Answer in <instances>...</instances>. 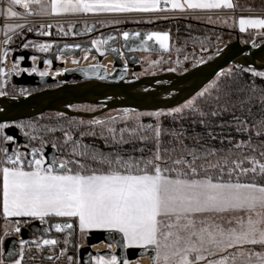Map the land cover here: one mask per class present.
<instances>
[{"label":"snow or ice","instance_id":"6c2138e0","mask_svg":"<svg viewBox=\"0 0 264 264\" xmlns=\"http://www.w3.org/2000/svg\"><path fill=\"white\" fill-rule=\"evenodd\" d=\"M166 2H170L174 9L185 6L190 9L233 7L231 0ZM159 3L160 0H51L50 7L54 13L148 12L158 10ZM9 4L27 10L33 4L43 6V0H9ZM7 13L12 17L20 15L11 6ZM246 25L264 27V19H241L242 30ZM128 36L124 33L125 39ZM153 37L162 48L167 47V33H152L148 39ZM47 47L41 45V50H47ZM185 107H192V102ZM94 123L104 122L97 120ZM261 124L264 125V121ZM155 132L157 137L161 135L159 127ZM92 159L107 165L109 171L84 175L67 170L61 174L54 171L52 164L43 166L44 162L40 159L34 160L32 170H25L19 156L15 159L8 157L12 166L0 169L3 215L39 218L41 221L49 215L78 217L82 230L114 229L123 233L130 244L155 245L157 257L162 258L163 264H199L206 259L205 252L214 256L246 244L264 246V184L222 182L209 176L197 178L198 170L192 166L199 159L195 155L191 160L181 157L170 161L174 166H186L172 168L161 166L169 162L163 161L159 153L154 160L145 162L143 169L138 163L132 164L121 158L112 160L93 154ZM233 163L235 168H239L243 161ZM256 163L253 159V164ZM208 166L217 168L219 165L209 163ZM60 167L66 168V165ZM133 168L139 174H133ZM257 170L256 167L241 169L244 173H255ZM259 172L264 174V164H259ZM238 211L246 213L247 218H237L236 226L227 229L198 219L200 214ZM71 227V224L55 225L58 232ZM16 231H20L19 227ZM43 244L55 245L57 241L45 239ZM255 255L257 264H264V255ZM250 257L251 254L241 251L221 256L219 260H208L207 264H229V261L237 264L238 260L239 264H251ZM15 264H21V261L17 260ZM97 264H118V261L116 256H112L110 260L100 258Z\"/></svg>","mask_w":264,"mask_h":264},{"label":"rangeland","instance_id":"374dc122","mask_svg":"<svg viewBox=\"0 0 264 264\" xmlns=\"http://www.w3.org/2000/svg\"><path fill=\"white\" fill-rule=\"evenodd\" d=\"M32 7L38 13H50L48 7L41 5H33ZM260 8L264 9V6L260 5ZM7 17L15 18L10 15H7ZM187 18L201 21L200 23L202 24L227 28L234 33L225 35L221 33V30L218 33H214L213 30L204 29L203 27L197 28L192 24L190 25ZM171 19L173 18H160L154 22H164L165 26L170 27L177 26L175 30H171L172 28L168 29L174 35L172 51L169 54L141 53L138 63L130 69L129 79L166 71L180 72L188 70L212 58L227 43L235 40L236 30H238L243 43H260L264 41V27L246 25L242 30L240 26L241 19H264V15L243 14L236 17L225 13H217L214 16L200 17L199 19L183 17L184 20L182 22L177 21V19ZM180 22L185 25L181 26ZM131 23H134V21H131ZM128 26H137L140 29L148 26V24H130ZM100 36L98 35L96 39H100ZM218 36H221L220 40H218ZM37 66H39V61ZM11 68L7 69L8 73L0 72L3 73L4 78V82L0 84V93H3V96L23 95L37 88V86L18 85L14 82L13 73L16 72L17 68H24L22 61L19 62V65ZM64 72L55 75L64 76ZM240 72L244 73L250 84H254L252 79H256L257 82L261 80V84L264 85V75H258V73H264V69L241 63H232L220 71L199 93L172 108L159 110L113 108L94 117H69V115L60 111H47L41 115L19 120L15 123H3L0 125V165H11L5 157L8 152V137H11L5 133V127L15 124L20 126L21 131L30 137V145L36 146L37 150L40 151L41 155L38 159L44 162L43 166L45 167L47 166L44 157L46 145H52L58 150V160L66 163L67 170L74 169L82 173L109 171L107 165L100 164L92 159L93 154L102 155L112 160L121 158L132 164L138 163L140 169L144 168L145 162L154 160L157 153L161 155L163 161L169 162L161 165L166 168L186 167L174 166L170 161L181 157L191 160L192 155H195L199 159L192 166L198 170L197 178L209 176L222 182L264 184V174L259 172V164H264V155H262L264 154V125L261 124L264 118L260 120L253 119L249 123L244 119L239 122L221 121L223 117L229 114L226 110L235 106L232 103L234 100L227 99V97L232 93H237L231 92L230 88H232L233 78ZM240 82L242 81L237 79V84L242 85V88H244L246 83ZM56 83L58 81L53 84ZM257 89H259L257 85H250L248 94H253ZM260 92H263L261 100H264V88H260ZM201 93L204 94L200 95ZM247 98V96L245 98L241 97V100L245 101ZM190 101L192 102V107H185ZM102 107L93 103H82L73 105L72 109L93 113L102 109ZM177 108L182 109V111L175 112L174 110ZM97 120L104 123H94ZM228 124L238 127V131L234 127L233 131H231L232 133L229 132L232 137L223 136L222 142L215 141L216 132L212 128H218L219 126L230 127ZM32 126H35V130ZM157 127L161 129L159 137L156 136L155 132ZM109 129L113 131L110 132ZM238 132L242 135L239 136ZM12 139L14 138L12 137ZM233 140L236 141L234 142ZM26 155L27 152L24 149H18L17 156L20 157L23 166L27 165ZM253 159L257 162L255 165L253 164ZM241 161H243L241 166L235 168L233 162L239 163ZM209 163L218 164L219 166L212 168L208 166ZM252 167H256L258 169L257 172L248 171L244 173L241 171L242 168L251 169ZM234 168L235 170L232 171ZM131 171L132 173H138L136 168ZM230 172L231 174H229ZM239 217L246 219L247 214L239 211L212 212L200 214L198 219H204L208 224L222 225L227 229L235 227V221ZM229 221L232 223H229ZM16 228L17 226L10 231L9 236L17 234ZM21 247V253H23L25 248ZM260 248H262L260 245L246 244L232 248L230 251L227 250L226 253H239L242 251L246 255L251 254V257H254L259 252L250 250ZM205 254L206 257L208 253L205 252ZM109 256L111 255H100L94 261L96 262L100 258H109ZM23 257L24 255H21L20 258L22 259ZM127 261L129 263V260ZM15 262H12V264H15ZM137 264L142 263L138 262ZM156 264H161V258L157 257Z\"/></svg>","mask_w":264,"mask_h":264},{"label":"water","instance_id":"95a60500","mask_svg":"<svg viewBox=\"0 0 264 264\" xmlns=\"http://www.w3.org/2000/svg\"><path fill=\"white\" fill-rule=\"evenodd\" d=\"M30 13L34 9L29 10ZM97 23L90 22L86 27L81 23L76 25L78 35L92 34L97 28ZM124 33H128L127 39ZM137 33L139 35H137ZM152 33H167V47L162 48L155 37L148 39ZM235 40L227 43L215 56L197 64L185 72L166 71L157 74L144 75L136 79H129L130 69L134 67L140 54L144 52L169 54L172 51L173 36L168 30L152 29H125L119 31L116 28L106 29L100 36L101 45L105 50L100 54L92 40L84 42H73L59 44L53 53L40 55V67L44 66L45 60L50 59L57 65L58 54L67 56L82 54L83 49H88L101 60L105 56L113 59L114 70L109 72L102 64H89L68 68L64 72L65 83L53 88H46L36 93L25 96L6 97L0 95V125L3 123L16 122L26 118H32L43 114L46 111H60L70 116L94 117L104 111L113 108H133L138 110H159L175 107L199 93L206 87L220 71L232 63H241L256 68L264 69V41L243 43L238 30L235 31ZM17 55V54H16ZM24 65H31V51L23 53ZM64 65L63 63H61ZM78 72V73H77ZM85 80L71 82L73 75ZM19 85L41 86L56 81L51 75H38L36 73H23L15 77ZM93 103L102 105V109L93 113L82 112L72 109L75 104ZM5 133L13 137L17 144L28 143L29 137L20 132L17 125L11 124L5 127ZM13 142L10 146H13ZM26 152L27 167L34 166V160L40 158L37 149L23 148ZM17 156L16 150L9 149L5 157ZM46 165L52 164L56 172L67 171L65 162L58 160L57 149L53 146L46 148L44 152ZM33 162V163H30ZM62 164L66 168H61ZM71 224V228H64L62 232L56 231L55 225ZM78 226L73 219H49L42 223L40 220L30 222L20 231V237L9 236L4 243V264H12L21 255L19 246H26L28 243L39 245L43 248L55 247L45 245V239L56 240V235L70 234L72 236V248L75 249V238ZM85 246L77 251V256L82 264H92L97 256L115 255L118 264H124L126 260H135L147 256L150 264H156V249L148 247H126L121 232L116 230H92L85 237ZM21 241H24L22 244ZM115 245V249L104 248L94 249L93 245L99 243ZM46 259H55L57 254L44 253Z\"/></svg>","mask_w":264,"mask_h":264},{"label":"crops","instance_id":"0c3cea01","mask_svg":"<svg viewBox=\"0 0 264 264\" xmlns=\"http://www.w3.org/2000/svg\"><path fill=\"white\" fill-rule=\"evenodd\" d=\"M181 3L184 2V0H180ZM168 3L169 8L166 10H161L160 5ZM231 3L233 4L232 8L227 7H221V8H212V9H190L187 8V6L183 8H172L170 2H166V0H160L159 8L156 11H148V12H141V11H132V12H59L54 13L51 11V0H43V7H48L49 14L41 13L43 15H63L68 17H77L80 19L78 23H81L83 27L87 26L90 22H95L99 27H110V26H117L122 24H153L156 19H164V18H183V17H193V18H200V17H206V16H214L217 13H225L226 15H233V16H240V15H264V9H261L259 7H250L247 5L246 0H231ZM36 10V9H35ZM237 10V13L235 11ZM37 11V10H36ZM131 21H134V23H131ZM137 22V23H136ZM77 23V24H78ZM9 166H1L0 169L3 167H10ZM35 166V165H34ZM33 166V167H34ZM25 170H32V168L27 167V165L23 166ZM72 173H76L77 171H71ZM84 175H89L92 173H82ZM96 174H100L101 172H95ZM63 174V173H61ZM2 185H3V178L2 175H0V264H4V243L7 236H9L10 231L13 230L15 226H19L20 224H23L28 221H34V220H40L39 218H32V217H5L2 213ZM50 218H57V219H73L76 221L79 233L81 235V241L84 243L85 241L83 237L86 236V234L89 231L92 230H114V229H84L82 230L79 226V219L78 217H58L55 215H49L44 218L43 221L50 219ZM41 221V220H40ZM117 231V230H116ZM123 235V233H121ZM124 237V235H123ZM126 247H150L155 248V245H143V244H130L127 239H125ZM161 241L163 242V238L161 237ZM85 244V243H84ZM261 246V245H260ZM236 248V247H234ZM232 248L228 249L230 251ZM215 251V250H213ZM250 251H258L259 254L264 255V246L260 249H254ZM238 253V252H235ZM230 253L222 252L217 253L214 256L207 255L205 260L200 261L199 264H207L208 260H219L221 256L229 255ZM204 255H206L204 253ZM240 260L244 259V257H239ZM156 260H157V249H156ZM161 264L162 258H161ZM229 264H231V261H229ZM239 264V260L237 262ZM251 264H257V256L251 257Z\"/></svg>","mask_w":264,"mask_h":264},{"label":"built area","instance_id":"2783aa9c","mask_svg":"<svg viewBox=\"0 0 264 264\" xmlns=\"http://www.w3.org/2000/svg\"><path fill=\"white\" fill-rule=\"evenodd\" d=\"M33 5L26 10L19 5H10L9 0H0V72L8 73L7 69H10L11 64L17 66L20 61L23 62L25 51L32 52L30 59L32 56L40 59L41 54L53 53L59 43L58 35L67 33L77 35L75 30L79 18L43 15L38 13ZM10 6L20 15L8 18L7 9ZM167 8H169L168 3L160 5L161 10ZM30 9H34V12L30 13ZM41 45L48 46L47 50H41ZM1 82H4L3 73H0V84Z\"/></svg>","mask_w":264,"mask_h":264},{"label":"flooded vegetation","instance_id":"af4514ba","mask_svg":"<svg viewBox=\"0 0 264 264\" xmlns=\"http://www.w3.org/2000/svg\"><path fill=\"white\" fill-rule=\"evenodd\" d=\"M128 25L129 24H122V25L110 26V27H99V26H97L96 30L92 34H84V35H78L77 34V35H73V33H71V34L67 33L65 35H58L57 36V39L59 41L58 45L59 44H63V43L84 42V41H87V40H92L94 42V39H96L98 37V35H102L103 32L106 29H109V28H116L119 31H123L125 29H138L139 28L137 26H128ZM140 29H149V28H140ZM152 30H156V29H152ZM48 54H50V53H48ZM30 61H31V59H30ZM23 62H22V65H23V67H26V68H30L32 66V64H33L32 61H31V65L30 66L29 65H24ZM21 69H22V71H20ZM23 73L33 74L34 72L28 73L27 71H24L23 68H17L16 72H14V74H13L14 82H16L15 77H20V76L23 75ZM36 74H38V73H36ZM38 75H40V74H38ZM53 77L56 79V81H58V83L53 84V83L56 82V81H54V82H51V83L46 84V85L37 86V88L35 90L29 91V92H27V93H25L23 95H14V96L29 95V94L36 93V92L41 91V90L46 89V88H53V87L60 86V85H62L63 83L66 82L65 79L63 78V76H53ZM81 80H85V79L84 78H80L79 76H76L74 74L70 81L71 82H76V81H81ZM16 84H17V82H16ZM14 96H12V97H14ZM18 128L20 129V132L22 134H24V132L21 131L22 130L21 127L18 126ZM12 142L14 144L11 147L10 143H12ZM30 143H31L30 142V137H29L28 143H22V144H17L16 140L12 139V140H8L7 141V146H8V150L9 149H14V150H16V153H18V149H22L23 150V148H26V147H28L30 149H33V148L37 149L36 146H31ZM49 146H52V145H46L45 148H47ZM57 152H58V150H57ZM50 219H52V218H50ZM48 220L49 219H47L45 221H41V222L42 223H46V222H48ZM29 223H30V221L25 222L23 224H20L17 227H19V229L21 231V229L26 227ZM20 231L19 232L16 231L17 232L16 236L20 237ZM56 241H57L58 245L55 246V247H50V248H43V247H41L39 245H34V244H31V243H28L26 246H22V247L25 248L24 252L21 253V255H24V257L21 259L20 258L21 255H20V257L17 260L21 259L20 260L21 264H82L80 259L77 256V251H78L79 248L85 246L86 242H84L85 243L84 244L81 241V235L79 233V230L77 231V235H76V238L74 240L75 245H76L75 249L72 248L73 240H72V236L70 234L66 233V234L56 235ZM83 241H85V239ZM45 252H48L49 254H57V257L55 259H52V260L46 259L44 257V253ZM112 256H114V255L109 256V258L105 257L104 260H110V258ZM92 264H97V261L95 262L93 260ZM124 264H129V263L126 260V261H124Z\"/></svg>","mask_w":264,"mask_h":264},{"label":"trees","instance_id":"16d2710c","mask_svg":"<svg viewBox=\"0 0 264 264\" xmlns=\"http://www.w3.org/2000/svg\"><path fill=\"white\" fill-rule=\"evenodd\" d=\"M247 5H249L250 7H259L264 6V0H246ZM176 20L177 21H181L184 20L183 18H173L171 20ZM186 20V19H185ZM190 25L192 24L194 27H203L204 29H208V30H213L214 33H218L220 32V30L222 31L221 33L229 34V33H234L232 30H229L227 28H220V27H214V26H210L207 24H202L200 23L201 21H196V20H192V19H188ZM180 22V23H181ZM162 23V24H161ZM184 23H181V26H184ZM177 27V26H176ZM175 25L173 27L170 26H165L164 22H156L153 24H148V26H145L143 28H149V29H156V30H168L169 28H172L171 30H175L176 29ZM180 27V26H179ZM173 32V31H172ZM172 34V33H171ZM172 36L174 37V35L172 34ZM218 40L221 39V36H218ZM187 70V69H186ZM186 70H182L179 73L185 72ZM237 79L242 81L240 83H246V85H244L245 87L242 88V85L237 84ZM233 84H232V88L231 92H237V93H232L230 94L229 97H227V99H231L234 100L232 101V103L235 105L234 107L232 106L230 109H227V116L223 117L221 119V121L226 122H239L241 120H245L248 121V123L250 121H252L253 119L255 120H260L261 118H264V100H261V96L263 95V92H260V88H264V85L261 84V80L260 82H257L256 79H252V81L254 82L255 85H257V87H259V89H257L253 94H248L249 90H250V85H254V84H250L249 80L246 79V77L244 76V73H239L236 74V76L233 78ZM236 85V87H235ZM225 89V88H224ZM227 90V89H225ZM230 92V93H231ZM248 97L247 100L243 101L241 100V97ZM239 99V100H236ZM264 99V98H263ZM240 102V103H239ZM69 117H73L70 116ZM230 127H218V128H212V130L215 133V141H219L222 142V137H232L231 134H229V132L233 131L234 127L233 125L228 124ZM32 128L35 130V126H32ZM200 129V128H199ZM237 131H238V127H236ZM232 133V132H231ZM222 134V135H221ZM238 135H242L239 134ZM46 140V139H44ZM234 142L236 140H233ZM220 145V144H218ZM71 171H75L74 169H72ZM101 173H106L108 171L102 170V171H98ZM133 174H139V173H133Z\"/></svg>","mask_w":264,"mask_h":264},{"label":"bare ground","instance_id":"6f19581e","mask_svg":"<svg viewBox=\"0 0 264 264\" xmlns=\"http://www.w3.org/2000/svg\"><path fill=\"white\" fill-rule=\"evenodd\" d=\"M94 45L97 48L98 52L100 54H104V49L101 45L100 39L94 40ZM32 66L30 68L24 67L23 70L27 71L28 73H45V75H51V76H57L58 74L63 73L68 68H73L76 66H83V65H89V64H102L107 67L109 72H112L114 70V64L113 59L110 56H105L103 59H99L97 55L91 53L88 49H83L82 54L80 56H77L75 54L67 56L65 54H58L57 57V65H52V61L50 59L45 60L44 67L37 66L38 59L37 56H32ZM63 63L64 65H62ZM9 67V66H8ZM14 67L12 64L10 65V68ZM57 74V75H55ZM111 248L112 250L115 249V245H108L104 242L93 245L94 249H104V248ZM138 262L142 264H150L151 260L147 256L139 257L135 260L129 261V264H137Z\"/></svg>","mask_w":264,"mask_h":264}]
</instances>
